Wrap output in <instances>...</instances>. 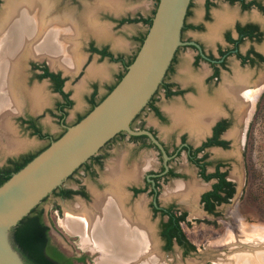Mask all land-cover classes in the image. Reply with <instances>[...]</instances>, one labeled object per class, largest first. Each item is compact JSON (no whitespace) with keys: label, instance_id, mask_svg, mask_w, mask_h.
Wrapping results in <instances>:
<instances>
[{"label":"water","instance_id":"water-1","mask_svg":"<svg viewBox=\"0 0 264 264\" xmlns=\"http://www.w3.org/2000/svg\"><path fill=\"white\" fill-rule=\"evenodd\" d=\"M4 1L0 13V168L8 167L11 160L42 151L0 185V264H25L13 242L12 230L38 206L51 227L52 240L69 253H89L92 261L86 264H264V226L246 224L241 215L236 218L232 214L226 226L221 216L214 221L210 218L213 225L206 223L194 207L195 195L200 190L196 184H176L164 193V198L185 200L190 209L180 228L194 247L191 251L182 246L163 251L146 221L143 205L137 204L134 218L122 205L124 184L134 179V168L140 167L141 161L153 160L155 153L152 148L135 151L126 136L110 140L121 132L146 136L167 159L152 134L131 129V123L138 116L133 128L140 124L151 127L160 141L171 147L170 121L158 124L149 109L143 108L155 94L181 45L180 32L190 0H101L115 15L125 9L131 17L140 13L151 18L150 26L133 23L118 28L100 10L96 20L91 19L95 25L87 21L89 11L81 28L66 19L49 21L47 27L43 25L50 13L47 0ZM88 33L103 37L100 43H108L126 58L136 55L119 82L91 111L86 100L90 82H100L96 98L99 101L107 92L104 85H113L116 76L124 72L121 66L106 61L96 63L93 57L90 64L96 67L86 70L88 76L84 73L76 82L73 78L66 80L64 89L72 103L65 116L68 127L62 134L55 114L61 97L53 94L49 86L43 87V91L39 87L31 89L33 83L27 89L22 65L27 57L45 58L51 66L73 71L86 53ZM95 36L92 37L97 40ZM140 36H145L141 44ZM185 54L186 51H181L179 57ZM179 64L183 68L187 63L183 59ZM179 68L177 65L175 70ZM259 74L257 81L248 87L247 77L236 72L234 80L225 83L218 94V100L238 106L240 122L249 120L263 91L264 73ZM160 96L158 92L155 103L164 107L168 102L157 101ZM215 101H198L196 112L203 115L201 121L176 107L169 108L171 119L181 127L202 129L216 113ZM45 102L38 120L43 133L57 138L49 145L47 140L29 133L19 121L24 112L30 113V109L34 113ZM78 115L84 117L77 122ZM233 135L243 138L242 132ZM240 147L238 157H231V172L242 176L243 141ZM234 149H230L232 155ZM96 157L102 158V164H93V173L89 174L83 165L91 164L90 159ZM124 163L130 165L132 172L123 168ZM149 164L146 161L144 165ZM237 181L241 183L239 177ZM78 184L84 187L87 199L74 196L62 200L53 193L58 188L77 189ZM64 231L71 237H65Z\"/></svg>","mask_w":264,"mask_h":264},{"label":"flooded vegetation","instance_id":"flooded-vegetation-1","mask_svg":"<svg viewBox=\"0 0 264 264\" xmlns=\"http://www.w3.org/2000/svg\"><path fill=\"white\" fill-rule=\"evenodd\" d=\"M100 1L47 0L50 13L45 18L43 25L48 27L47 22L49 21L66 19L69 23L80 25L79 28H81L86 13L90 11L91 14L87 21L91 22V19L96 20L98 17V10L105 18L116 23L115 28L133 23L147 25L146 21L149 18H144L140 13L131 17L124 9L123 13H119L120 10L116 12L119 15H115V11L111 7L100 3ZM4 3V0H0V13ZM196 7L199 9L198 11L194 10ZM189 17L192 18L191 21H188ZM220 20L222 24H219ZM105 29L107 30L106 27ZM88 35L90 38L84 46L86 53L81 56L78 67L73 71H66L57 65L51 66L45 58L27 57L22 65L23 82L27 89H30L29 87L33 83L31 89L39 87L43 91V87L49 86L53 94L61 97V102L56 104L55 114L58 124L63 130L62 134L68 127L65 116L72 103L69 94L64 89L66 80L73 78L72 81L76 82L84 73L88 76V69L96 67L95 64H90L93 57L96 63L106 61L121 66L124 72L116 76V82L113 85H104L107 92L99 101H96V98L100 82H90V91L86 100L91 110L92 103L100 102L117 84L131 60V57L126 58L122 53L114 51L108 43H100L101 39L104 40L103 37L97 38L92 33H88ZM92 36L100 40L97 41ZM143 37H138L139 43ZM180 42L181 45L176 49L161 84L143 108V110L149 109L158 124H167L170 121V130L173 133L171 147L169 148L160 141L153 128L144 124H140L136 129L133 128V123L138 116L131 123V129L145 130L152 134L162 146L167 159L164 160L161 151L146 136H129L121 132L110 140L126 136L135 151L137 149H154V159L146 160L150 164L146 166L144 165L146 161H141V166L134 168L136 171L134 179L124 184L125 199L122 205L130 212L132 218L136 216L134 211L137 204L143 205L146 221L152 227L157 246L163 251H167L173 246H182L185 251H191L189 245L182 240L179 234L180 225L186 222L190 209L185 200L178 197L164 198L165 190L173 188L176 184H196L199 187L200 190L195 195L194 207L208 224H215L209 223L210 218L214 221L215 218L221 216L223 217L221 220L226 226L229 221L231 222V214L236 218L240 215L237 205L241 200L236 195L243 177L231 172V157H238L237 152L240 151L243 138H237V135H233V133L242 132L243 137L248 131L249 121L256 114L260 96L246 123L240 122L241 111L236 104L228 100H218L217 97L225 83L234 80L236 72L247 77L248 87L257 81L260 71L264 73V0H190L180 32ZM181 51H186L183 57H179ZM183 59L187 64L182 68L183 64L179 63ZM177 65L180 67L179 71L175 70ZM171 74L175 75V78H170ZM104 80L105 78L101 81L104 82ZM158 92L161 96L157 101H167L170 104L167 103L164 107L156 105L155 96ZM201 99L205 101L217 99V102L215 101L216 113L204 128H186L174 124L169 112L170 107L181 109L201 121L203 115L201 113L197 115L198 112H196L197 103ZM45 106L46 102L40 110L35 111L37 113H33L27 103L30 113L22 112L23 116L19 121L29 133L39 139L47 140L49 145L55 139L49 134L43 133L38 120V113L39 111L43 113ZM13 115H10V119ZM80 118L78 115L77 121ZM231 148L236 149V151L234 149L233 155L230 152ZM90 161L91 164L85 163L83 167L87 173L92 174V165L100 166L102 158H91ZM123 168L132 172L130 165H126V163L123 164ZM238 177L241 180L240 184L237 181ZM53 193H56L62 200L74 196H79L81 199L88 197L84 187L80 184L77 189L58 188ZM37 212H41L40 222L44 227V235L51 249L63 256L68 264H86L87 261H92L89 253L83 252L75 255L65 251L58 243L54 242L51 227L45 222L40 206L37 207ZM64 232L65 237H71L68 232Z\"/></svg>","mask_w":264,"mask_h":264},{"label":"rangeland","instance_id":"rangeland-1","mask_svg":"<svg viewBox=\"0 0 264 264\" xmlns=\"http://www.w3.org/2000/svg\"><path fill=\"white\" fill-rule=\"evenodd\" d=\"M243 181L238 209L245 223L264 226V89L243 136Z\"/></svg>","mask_w":264,"mask_h":264},{"label":"trees","instance_id":"trees-1","mask_svg":"<svg viewBox=\"0 0 264 264\" xmlns=\"http://www.w3.org/2000/svg\"><path fill=\"white\" fill-rule=\"evenodd\" d=\"M146 23L148 26H150L151 18H149L146 21ZM144 37L141 39L140 44L142 43ZM134 57L135 55L131 58L128 65L132 63ZM98 103L99 102L92 103L91 110ZM83 117H81L78 121H80ZM37 154L23 156V157H20L19 159L11 160L9 161L10 165L8 167L0 168V185H2L7 179H9V177L13 173L17 172L24 165H26ZM40 215H41V212H37V207H36L29 213L27 217L23 218L18 223V225L12 230L11 236H12L13 242L15 246L17 247V250L20 253L24 263L25 264H68V262H66L63 256H61L59 253H57L55 250L51 249L48 246V241L44 235V227L42 226L40 222ZM179 234L182 240L186 244L189 245L190 250H194V247L190 243H188L184 233L180 229H179Z\"/></svg>","mask_w":264,"mask_h":264},{"label":"bare ground","instance_id":"bare-ground-1","mask_svg":"<svg viewBox=\"0 0 264 264\" xmlns=\"http://www.w3.org/2000/svg\"><path fill=\"white\" fill-rule=\"evenodd\" d=\"M246 224H248V223H246ZM251 225H253V224H251Z\"/></svg>","mask_w":264,"mask_h":264}]
</instances>
